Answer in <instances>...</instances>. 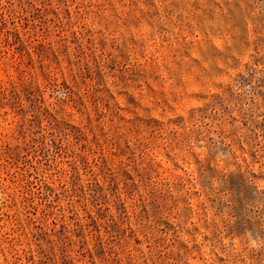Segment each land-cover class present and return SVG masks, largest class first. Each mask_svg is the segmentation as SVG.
I'll return each mask as SVG.
<instances>
[{
    "label": "rangeland",
    "instance_id": "obj_1",
    "mask_svg": "<svg viewBox=\"0 0 264 264\" xmlns=\"http://www.w3.org/2000/svg\"><path fill=\"white\" fill-rule=\"evenodd\" d=\"M0 264H264V0H0Z\"/></svg>",
    "mask_w": 264,
    "mask_h": 264
}]
</instances>
